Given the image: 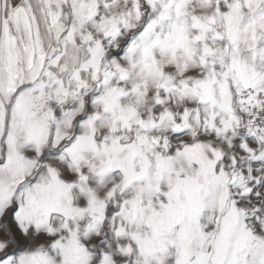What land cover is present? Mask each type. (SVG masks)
<instances>
[{
    "label": "snow or ice",
    "instance_id": "snow-or-ice-1",
    "mask_svg": "<svg viewBox=\"0 0 264 264\" xmlns=\"http://www.w3.org/2000/svg\"><path fill=\"white\" fill-rule=\"evenodd\" d=\"M0 264H264V0H0Z\"/></svg>",
    "mask_w": 264,
    "mask_h": 264
}]
</instances>
